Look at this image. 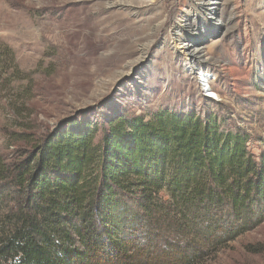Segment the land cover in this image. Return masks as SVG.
Here are the masks:
<instances>
[{"label":"rangeland","instance_id":"obj_1","mask_svg":"<svg viewBox=\"0 0 264 264\" xmlns=\"http://www.w3.org/2000/svg\"><path fill=\"white\" fill-rule=\"evenodd\" d=\"M0 46L7 163L58 127L99 142L110 120L163 108L217 115L264 152V0H0ZM196 264H264V222Z\"/></svg>","mask_w":264,"mask_h":264},{"label":"trees","instance_id":"obj_2","mask_svg":"<svg viewBox=\"0 0 264 264\" xmlns=\"http://www.w3.org/2000/svg\"><path fill=\"white\" fill-rule=\"evenodd\" d=\"M94 129L0 154V264H196L264 222V152L217 115L118 116L99 142Z\"/></svg>","mask_w":264,"mask_h":264},{"label":"bare ground","instance_id":"obj_3","mask_svg":"<svg viewBox=\"0 0 264 264\" xmlns=\"http://www.w3.org/2000/svg\"><path fill=\"white\" fill-rule=\"evenodd\" d=\"M206 78L203 79V81L205 82Z\"/></svg>","mask_w":264,"mask_h":264}]
</instances>
